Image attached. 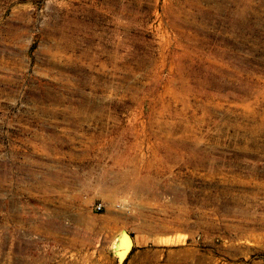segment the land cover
<instances>
[{
	"label": "rangeland",
	"instance_id": "374dc122",
	"mask_svg": "<svg viewBox=\"0 0 264 264\" xmlns=\"http://www.w3.org/2000/svg\"><path fill=\"white\" fill-rule=\"evenodd\" d=\"M0 264H264V0H0Z\"/></svg>",
	"mask_w": 264,
	"mask_h": 264
},
{
	"label": "water",
	"instance_id": "95a60500",
	"mask_svg": "<svg viewBox=\"0 0 264 264\" xmlns=\"http://www.w3.org/2000/svg\"><path fill=\"white\" fill-rule=\"evenodd\" d=\"M133 244L134 242L132 235L125 229H122L118 235V241L116 242L115 249V253L119 262L124 261V259L128 256L133 248Z\"/></svg>",
	"mask_w": 264,
	"mask_h": 264
},
{
	"label": "built area",
	"instance_id": "2783aa9c",
	"mask_svg": "<svg viewBox=\"0 0 264 264\" xmlns=\"http://www.w3.org/2000/svg\"><path fill=\"white\" fill-rule=\"evenodd\" d=\"M100 208H101V207H100V205H98L96 209H98V210H99Z\"/></svg>",
	"mask_w": 264,
	"mask_h": 264
}]
</instances>
